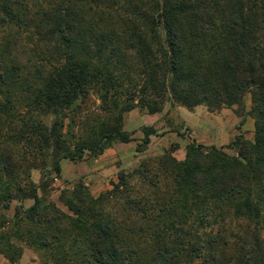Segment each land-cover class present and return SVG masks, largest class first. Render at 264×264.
<instances>
[{"label":"trees","instance_id":"16d2710c","mask_svg":"<svg viewBox=\"0 0 264 264\" xmlns=\"http://www.w3.org/2000/svg\"><path fill=\"white\" fill-rule=\"evenodd\" d=\"M167 104L237 108L254 140L190 144L97 198L78 184L67 212L50 200L62 161L134 142L126 114ZM22 246L46 264H264V0H0V253L19 264Z\"/></svg>","mask_w":264,"mask_h":264},{"label":"rangeland","instance_id":"374dc122","mask_svg":"<svg viewBox=\"0 0 264 264\" xmlns=\"http://www.w3.org/2000/svg\"><path fill=\"white\" fill-rule=\"evenodd\" d=\"M25 58V57H23ZM246 112L252 108L251 96L245 99ZM125 130L131 134L134 142L118 144L104 152L98 158L86 155L82 161L61 162L62 173L53 184L50 200L62 211L67 212L61 203L63 191L73 190L78 184H83L94 197L112 189L118 182L121 172L130 173L138 169L142 162L154 160L171 154L178 161H184L187 156V147L190 144L205 147L224 148L230 155H235L233 150L227 149L239 135L253 141L255 137V122L249 114L241 117L237 108L211 111L204 106L189 110L182 106L171 107L167 104L163 112L149 115L136 109L125 116ZM151 128L154 135L150 144L142 154L137 153L138 145L144 140V131ZM33 181L39 185L41 174L32 172ZM25 207L30 208L33 201L25 202ZM19 203L12 205L11 211L5 215L7 218L13 213ZM23 255L19 264H46L43 252L22 246ZM0 264H10L0 253Z\"/></svg>","mask_w":264,"mask_h":264}]
</instances>
